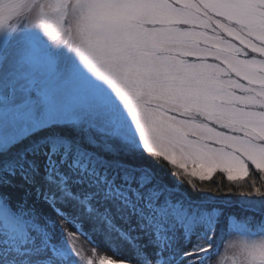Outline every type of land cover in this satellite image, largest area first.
I'll list each match as a JSON object with an SVG mask.
<instances>
[{
    "label": "snow or ice",
    "instance_id": "obj_1",
    "mask_svg": "<svg viewBox=\"0 0 264 264\" xmlns=\"http://www.w3.org/2000/svg\"><path fill=\"white\" fill-rule=\"evenodd\" d=\"M0 264H264V0H0Z\"/></svg>",
    "mask_w": 264,
    "mask_h": 264
},
{
    "label": "trees",
    "instance_id": "obj_2",
    "mask_svg": "<svg viewBox=\"0 0 264 264\" xmlns=\"http://www.w3.org/2000/svg\"><path fill=\"white\" fill-rule=\"evenodd\" d=\"M214 180L219 179V174H217L216 177L213 178ZM226 185V182H225ZM223 186V185H222ZM185 188H187V185H184ZM190 191V190H189ZM205 195H211V193H206ZM225 199H231L233 201H240L241 199H243L242 197L238 196V195H232V196H228V197H224Z\"/></svg>",
    "mask_w": 264,
    "mask_h": 264
},
{
    "label": "rangeland",
    "instance_id": "obj_3",
    "mask_svg": "<svg viewBox=\"0 0 264 264\" xmlns=\"http://www.w3.org/2000/svg\"><path fill=\"white\" fill-rule=\"evenodd\" d=\"M61 227H67V226L63 225V222H61ZM71 230H74V229H71ZM94 239H96L98 243L100 242L99 241V237H94ZM82 241H83V238H82ZM84 246H85L86 249L90 247L86 242H85ZM101 247L104 248V246L102 244H101ZM101 254L111 255V253L106 251V250L102 251Z\"/></svg>",
    "mask_w": 264,
    "mask_h": 264
}]
</instances>
